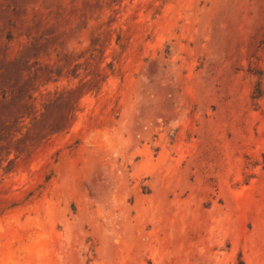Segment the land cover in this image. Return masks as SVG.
<instances>
[{
    "label": "rangeland",
    "instance_id": "obj_1",
    "mask_svg": "<svg viewBox=\"0 0 264 264\" xmlns=\"http://www.w3.org/2000/svg\"><path fill=\"white\" fill-rule=\"evenodd\" d=\"M0 264H264V0H0Z\"/></svg>",
    "mask_w": 264,
    "mask_h": 264
}]
</instances>
